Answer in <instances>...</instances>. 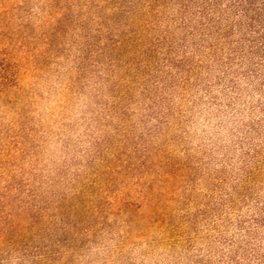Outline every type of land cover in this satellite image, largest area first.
<instances>
[{
  "label": "rangeland",
  "instance_id": "rangeland-1",
  "mask_svg": "<svg viewBox=\"0 0 264 264\" xmlns=\"http://www.w3.org/2000/svg\"><path fill=\"white\" fill-rule=\"evenodd\" d=\"M184 1L0 0V264H135L141 245L177 264L218 259L228 221L250 213L233 192L244 165L264 191V84L240 76L232 89L233 72L208 58L198 73L175 67L205 56L184 41ZM205 98L234 127L219 168L184 137ZM81 121L87 148L72 139ZM52 134L68 159L43 180Z\"/></svg>",
  "mask_w": 264,
  "mask_h": 264
},
{
  "label": "trees",
  "instance_id": "trees-1",
  "mask_svg": "<svg viewBox=\"0 0 264 264\" xmlns=\"http://www.w3.org/2000/svg\"><path fill=\"white\" fill-rule=\"evenodd\" d=\"M176 20L184 26V41L200 42L199 48L205 51V56L196 53L199 57L193 61L183 54L175 60L177 69L189 62L190 69L198 73L204 66V58H208L214 64L225 65L226 73L233 72L232 89H236V78L240 76L264 84V0H186ZM256 155L257 152L250 155L249 161ZM247 168L248 163L241 168L244 178L242 184L236 183L233 192L248 202L250 213L228 221L226 227L233 224L234 232L222 239L218 259L200 258L192 264H264V191L255 194L257 168L254 171ZM249 185L253 190H248ZM232 195L229 193L225 199L227 210L236 206Z\"/></svg>",
  "mask_w": 264,
  "mask_h": 264
},
{
  "label": "clouds",
  "instance_id": "clouds-1",
  "mask_svg": "<svg viewBox=\"0 0 264 264\" xmlns=\"http://www.w3.org/2000/svg\"><path fill=\"white\" fill-rule=\"evenodd\" d=\"M81 98V105L75 112L73 119H78L81 115L80 108L84 107V100ZM49 107H45L42 111L47 112ZM89 116L91 113L88 114ZM187 123L184 126V137L192 152L203 156L205 161H210L211 166L219 168L222 165L217 161L222 160L226 153L228 146L231 144V131L234 127L230 122V114L223 110V106L212 104L205 98V102L186 115ZM89 132L94 131V126L88 129ZM85 132L83 121L79 127L76 135L72 137L73 140L80 139L85 141L80 143V148H87L90 146L86 141V137L81 134ZM64 137L55 134L45 136L41 143L40 156L36 162V171L40 174L43 180H48L50 175H55L56 166L68 159L66 154ZM93 254H99L103 257L106 252L103 248H93ZM132 256L135 264H177V260L169 249L159 246L153 251H148L146 245H141L136 248ZM15 264V262H13ZM96 264H102L97 261ZM179 264H186L183 257L179 259Z\"/></svg>",
  "mask_w": 264,
  "mask_h": 264
}]
</instances>
